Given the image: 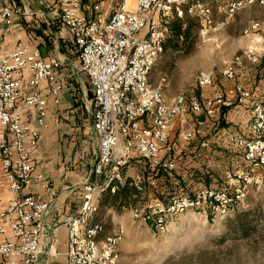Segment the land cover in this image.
Wrapping results in <instances>:
<instances>
[{"label": "built area", "instance_id": "obj_1", "mask_svg": "<svg viewBox=\"0 0 264 264\" xmlns=\"http://www.w3.org/2000/svg\"><path fill=\"white\" fill-rule=\"evenodd\" d=\"M227 16L257 5L264 0H214ZM211 0H57L52 15L70 34L77 48L78 70L86 75L92 92L91 123L97 148L84 182L81 204L75 215H67L61 225L66 228L67 264H116L123 229L104 235L100 222H90L97 211L102 190L114 192L122 184L123 168L134 158L146 161L151 168L174 170L178 154L169 141L176 119L192 113L212 118L222 109L234 115L248 112L249 135L228 133L226 140L240 151L239 161L226 170L221 185L202 188L193 196H174L168 203L150 199L143 206L130 207L134 220L152 223L162 230L166 220L186 210L225 216L243 206L253 191L264 188V103L253 100L242 84L234 83L226 92L202 97L196 92H180L169 103L160 83L149 81L150 71L163 51L166 22L172 18H196L204 33L214 25ZM17 8L0 0V28L11 26ZM244 33L264 38V24L253 22ZM256 62L251 49L236 54L221 70L222 76L235 80L243 60ZM58 60L44 58L38 47H20L0 56V173L9 199L0 197V264H33L40 254L46 214L57 196L45 187L46 199L29 191L41 178L30 160L28 147L39 140L38 128H32L22 110L34 108L39 128L46 124V96H57L60 78L55 75ZM29 75L32 91L17 105L21 83L17 74ZM212 69L196 75L201 88L212 83ZM48 81L47 94L36 87ZM200 126L184 127L178 139L182 144L197 140L200 149L208 147ZM138 192L140 177H130ZM153 185L154 181L151 180ZM55 231V230H54ZM102 236V237H100Z\"/></svg>", "mask_w": 264, "mask_h": 264}, {"label": "crops", "instance_id": "obj_2", "mask_svg": "<svg viewBox=\"0 0 264 264\" xmlns=\"http://www.w3.org/2000/svg\"><path fill=\"white\" fill-rule=\"evenodd\" d=\"M8 2L17 8L18 13L14 15L11 26L0 28V56L4 52L20 47H38L44 58L54 57L58 60L55 75L60 78L61 90L57 96H46L45 126L41 128L37 126L34 108L22 110V116L32 128H38L40 134L37 145L27 148L30 160L41 175L38 181L31 184L29 191L42 200L46 199L44 191L46 186H51L57 191V196L46 214V229L40 254L33 264H67L66 228L61 222L65 216L75 215L79 210L84 182L91 168V164L89 166L88 162H83L85 149L88 151L90 144L97 143L90 118L91 88L86 75L78 70V52L70 34L51 13L57 0H8ZM246 49H251L257 55V61L244 59L242 66L236 70L235 80H226L221 70L236 54ZM211 69L214 76L210 85L199 88L194 80L193 88L180 92H196L202 97H207L217 92H226L234 83H240L249 90L253 100L264 103V38L261 36L252 33L241 34L240 41L230 46L229 53L222 58L221 65L219 64L216 70ZM17 78L21 83L17 105L22 109L23 99L32 88L29 86L28 74L19 73ZM161 82L166 99L170 103L180 92L175 94L176 90L171 88L167 74H163ZM36 90L42 95L47 94L48 81L40 82ZM231 114L230 122L226 117L229 124L225 122L214 135L208 137L206 133L210 129L214 131L216 129L211 122L215 118L204 121L202 117L199 118L200 121L196 123V126L202 129L199 138L208 141V147L204 149L197 146L198 139L189 144H182L178 139L180 129L190 127L185 123V117L189 114L173 122L169 141L176 146L180 159L179 169H182L183 173L206 167L216 171L224 168L225 163L233 161V154L230 153L236 147L227 142L226 135L230 133L247 137L250 115L248 112L239 115L227 112L225 115ZM92 150L94 153L95 149ZM226 159L229 162H225ZM124 175L140 177L138 173L137 176L125 173ZM0 197L4 201L9 199V192L1 173Z\"/></svg>", "mask_w": 264, "mask_h": 264}, {"label": "rangeland", "instance_id": "obj_3", "mask_svg": "<svg viewBox=\"0 0 264 264\" xmlns=\"http://www.w3.org/2000/svg\"><path fill=\"white\" fill-rule=\"evenodd\" d=\"M211 2L214 25L204 33L198 32L193 50L187 55L181 52L166 53L164 59H161L167 67L170 66L166 74L171 81V88L176 90L175 94L193 88L199 71L211 68L216 70L222 58L229 53L230 46L240 41V35L253 22L264 24L262 7H247L227 16L217 8L214 0ZM162 76L156 69L152 72V81L160 83ZM226 117L230 122L232 114L225 115L221 121L217 118L215 131L210 129L206 136L214 135L221 123H228ZM198 121L199 117L192 113L185 117V123L190 127L196 126ZM93 148L96 150L97 143L89 145V152L85 149L83 162H88L89 166L94 158ZM230 154H233V161L224 164L227 169L239 161L238 149L235 148ZM135 164L126 167L124 173L131 176H137L138 173L141 176L144 165ZM255 208H260L263 216L257 231L244 238H235L228 233V216L215 217L193 209L168 218L162 230L155 228L152 223L134 220L129 206L120 210L103 206L98 208L92 219L102 224L104 235L112 234L122 227L123 239L117 247L116 264H166L171 258L177 260L197 252L201 264H264V188L251 192L240 209Z\"/></svg>", "mask_w": 264, "mask_h": 264}, {"label": "trees", "instance_id": "obj_4", "mask_svg": "<svg viewBox=\"0 0 264 264\" xmlns=\"http://www.w3.org/2000/svg\"><path fill=\"white\" fill-rule=\"evenodd\" d=\"M166 26L167 33L163 40V51L150 71L149 81L152 83H154L152 81V72L154 70L158 69L160 74H166L170 69V66L167 67L164 60L161 61V59H164L165 54L174 52H181L183 55L189 54L194 48L198 32H200L201 29L199 21L196 18L187 15L182 19L177 17L170 18L166 22ZM227 112L229 111L222 109L216 114L218 117H216V115L214 116V121L212 120L213 117H198H202L203 121L211 119V122L216 123V119L218 118L220 121L223 120ZM220 121H218V123H220ZM224 125L225 124L221 123L220 127ZM135 159L134 163L137 165L142 163L144 165V170L140 176L142 191L138 192L136 187L133 184H130L131 178L126 177L122 184L116 183L117 187L114 192H111L109 189L102 190L98 197L97 210L103 206L114 210H120L121 208L128 206H143L145 202L150 199H158L163 203H168L171 197L174 196H193L199 189L216 188L221 185L224 172L228 170L224 167L215 171L206 167L192 171L189 170L188 172L183 173L182 169H179V158L174 170L151 168L149 164L141 158L136 157ZM124 169L125 168L122 170L123 173ZM151 180L154 181L153 185L150 184ZM242 207L243 206H240V208ZM240 208L238 207L233 214L225 215L228 216V233L234 235L235 238H244L257 231L263 216L260 208ZM90 222H93V219H91ZM198 257V252L197 254L192 253L185 257H180L177 260L171 258L166 264H201ZM193 258L194 260H192Z\"/></svg>", "mask_w": 264, "mask_h": 264}]
</instances>
